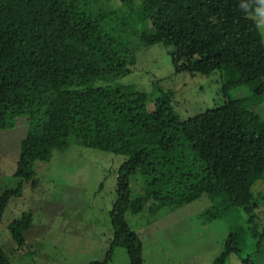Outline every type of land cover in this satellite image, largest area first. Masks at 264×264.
<instances>
[{
  "label": "trees",
  "instance_id": "trees-1",
  "mask_svg": "<svg viewBox=\"0 0 264 264\" xmlns=\"http://www.w3.org/2000/svg\"><path fill=\"white\" fill-rule=\"evenodd\" d=\"M127 2L110 8L109 0H0V128L15 127L19 117L30 126L16 170L22 181L1 196L0 223L24 181L37 184L36 162L78 143L125 156L111 250L90 264H110L118 246L131 264H144L143 240L127 214L152 215L204 195L212 201L207 220L241 219L213 264H228L233 253L243 264H264V191L254 189L264 180V119L251 107L264 100L261 31L238 0ZM163 41L176 72H221L222 104L183 119L160 79L154 91L121 82L137 65L136 42ZM243 88L251 94L232 96ZM135 174L145 181L137 194ZM31 225V213L9 224L18 246ZM0 264H12L1 244Z\"/></svg>",
  "mask_w": 264,
  "mask_h": 264
},
{
  "label": "rangeland",
  "instance_id": "rangeland-1",
  "mask_svg": "<svg viewBox=\"0 0 264 264\" xmlns=\"http://www.w3.org/2000/svg\"><path fill=\"white\" fill-rule=\"evenodd\" d=\"M143 0H109L116 8L127 3L140 7ZM132 22L136 24L134 18ZM147 24V23H146ZM139 24L140 29L147 27ZM264 38V35H263ZM138 58L134 71L121 79L146 91H154V80L173 92L176 111L187 119L225 101L221 93V72L209 75L176 72L169 54L170 46L155 42L151 46L135 43ZM264 94V84L261 88ZM243 88L233 97L249 96ZM251 107L264 119V100ZM27 117H19L15 127L0 128V198L7 189H16L22 181L16 176L22 141L29 131ZM125 156L109 151L71 144L55 151L50 161L35 164L37 184L24 181L21 196H12L0 223V244L12 264H90L104 261L111 250L113 224L111 211L117 200L118 170ZM139 174L131 178L134 194L144 190ZM264 191V180L255 184ZM151 201L148 206L151 205ZM211 199H200L181 207H161L127 214V220L143 240L144 264H213L224 250L225 240L241 219L207 220L205 212ZM24 213L32 214V225L25 232L26 243L18 246L9 224ZM264 225V206L260 210ZM110 264H131L123 247L113 250ZM228 264H243L235 253Z\"/></svg>",
  "mask_w": 264,
  "mask_h": 264
},
{
  "label": "clouds",
  "instance_id": "clouds-1",
  "mask_svg": "<svg viewBox=\"0 0 264 264\" xmlns=\"http://www.w3.org/2000/svg\"><path fill=\"white\" fill-rule=\"evenodd\" d=\"M238 7L254 20L256 28L264 35V0H238Z\"/></svg>",
  "mask_w": 264,
  "mask_h": 264
}]
</instances>
